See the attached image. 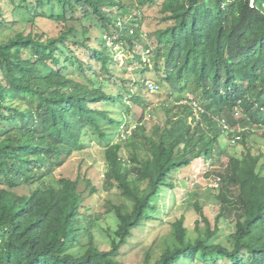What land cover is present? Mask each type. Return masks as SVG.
<instances>
[{"label": "trees", "instance_id": "obj_1", "mask_svg": "<svg viewBox=\"0 0 264 264\" xmlns=\"http://www.w3.org/2000/svg\"><path fill=\"white\" fill-rule=\"evenodd\" d=\"M4 1L0 264H125L122 247L146 221L162 220L160 196L176 190L173 176L201 158L211 165L207 177L218 185L215 220H230L234 230L217 240L220 227H213L196 202L204 227L197 221L194 234L184 217L172 222L143 264H264V150L254 152L252 144L264 137V0ZM10 4L27 15L23 22L35 25L46 18L61 25L60 35L6 34L15 23L5 15ZM148 5H159L168 25L143 41L140 15ZM134 10V19L124 22ZM143 43L153 67L142 66L141 75L155 71L167 96L161 107L166 116L155 110L151 133L140 130L151 104L141 92L144 81L129 82L112 70L115 45L135 53L128 59L132 65L143 62L137 47ZM188 82L194 98L185 100L181 91ZM134 84L138 92L129 87ZM106 102L126 105L133 116L115 117ZM224 134L227 146L221 143ZM88 139L103 145V189L115 187L124 199L113 205L116 228L105 231L110 249L97 241L104 214L87 206L79 180L54 178ZM237 145L243 147L240 153L230 152Z\"/></svg>", "mask_w": 264, "mask_h": 264}, {"label": "rangeland", "instance_id": "obj_2", "mask_svg": "<svg viewBox=\"0 0 264 264\" xmlns=\"http://www.w3.org/2000/svg\"><path fill=\"white\" fill-rule=\"evenodd\" d=\"M123 1L125 3L133 2V0ZM5 2L10 3V0H5L4 3ZM131 10L133 11V8H131ZM136 12L137 10H134L132 14L133 18L130 15L124 16V22L127 23L129 20H133L134 16H136ZM5 15L9 20L15 22L13 24L12 30L6 28V34L23 30L26 34L34 31L36 33L46 32L50 36H59L62 31L61 25L46 18H39L35 25L31 22H23V18H26L27 15L20 13V11L17 9H12L11 4L10 7L5 6ZM140 18L142 19L143 41L149 38L150 33H154L158 29L164 28L168 25L167 22H162L160 19L161 13L159 5L145 6ZM96 33L99 34V30H97ZM105 37L109 44L113 45L110 35H106ZM114 47L116 61L112 67L113 72L118 77L125 76L129 82H134L136 80L144 81V87H142L141 92L143 96H149L151 104L148 107V114H146V117H148L149 120L145 121V129L140 130H145L146 132L151 133L158 118L156 116L155 110L162 118L166 116L165 110L161 109V107L162 104L166 102L167 96L165 89L159 88L156 91H152L151 88L147 87L146 83L150 81L159 84V80H162L161 76L159 77L153 70L147 71L148 77H146V73L145 75L144 73L141 75L142 66L148 65L149 68L153 67V62L150 60L151 54L149 51H147V49H144V43L137 46L139 47V51L144 56L143 62L140 63L135 60L132 65L128 64V59L134 58L135 53H133V51L128 48L124 49L121 44H117ZM125 67L128 70L126 72L124 71L126 70L124 69ZM71 73L73 74V71H71ZM76 76L81 79V72L78 71ZM142 77L144 79H142ZM132 79L134 81H132ZM190 86L191 84L188 82L184 90L181 91V95L184 96L185 100L194 98V95L186 90H189ZM129 87L132 88V91L134 92H138L139 90L135 84L129 85ZM178 94L179 93H176L174 97H176ZM124 98L128 101L131 99L126 92H124ZM185 100H182L181 102L185 103ZM104 106L110 109L112 114L119 119H122L123 114L130 113V116H133L132 110L130 111V109L124 104H112L110 102H106ZM139 111L141 112L142 108ZM240 111L241 109L237 108L234 110L236 114H239ZM216 116L219 117V113H217ZM135 119L138 121V116ZM226 124L228 123L226 122ZM236 127L237 125L234 126V130H236ZM221 143L223 146L229 145L230 138L227 136V134H224V136L221 138ZM252 144L254 146V152H258V149L264 150V137L261 135L257 136V143ZM242 148L243 147L241 145H237L236 149L230 150V152L240 153ZM123 154L126 157L130 155L127 149H125ZM104 157L102 142H99L96 139H88L87 147L76 151L66 162V164L55 172L54 178H70L73 180H79L78 188L80 192H84V195L86 196L85 203L87 206L92 207L95 212L104 214L103 219L100 221L101 228L97 233V241L102 248L110 249L111 244L105 231H107L109 228H116L117 220L112 214L113 205L114 203L118 204L122 202L124 199L117 195V188L115 187L112 189L110 188L109 190L103 189L102 178L106 168ZM263 160L264 159H262L261 162H263ZM222 162L226 161L223 160ZM221 166H223V163ZM209 167H211L209 162L207 161L204 164V159L201 158L196 160L190 167L182 169L177 175L173 176L177 182L176 190L171 189L168 192H165L159 198V214L162 220L146 221V225L136 231L137 235L132 238L128 244L122 247L119 258L125 264H143L153 244L158 240L160 243L163 235L170 233L171 223L182 217H184L185 225L194 234L196 232L195 228L197 221L200 220L202 222L201 226L204 227L202 216L198 213L195 206L196 202L202 206L205 215L210 219L213 227L217 224L220 227L221 231L218 235L219 239L217 240L226 239L227 236L234 230L235 225L230 220L221 219L218 222L215 220V217L219 211L216 200L218 196V190L213 189V187L215 188V186L218 185L213 180L214 178L207 177L206 172L209 170ZM87 180H90L91 184H88ZM93 186L97 189V191L92 193L91 189Z\"/></svg>", "mask_w": 264, "mask_h": 264}, {"label": "built area", "instance_id": "obj_3", "mask_svg": "<svg viewBox=\"0 0 264 264\" xmlns=\"http://www.w3.org/2000/svg\"><path fill=\"white\" fill-rule=\"evenodd\" d=\"M229 2H231V1H233V0H228ZM147 85H148V87L149 88H151V90L152 91H156V90H158L159 89V86H158V84H156V83H154V82H147ZM197 105V104H196ZM149 115H151V114H149ZM146 120H149V118L148 117H146ZM222 125L224 126V129H226V130H230V126H229V124H226V120L224 119V120H222Z\"/></svg>", "mask_w": 264, "mask_h": 264}]
</instances>
